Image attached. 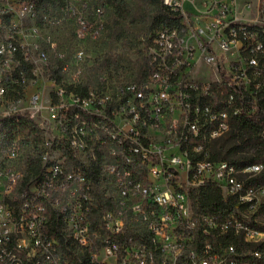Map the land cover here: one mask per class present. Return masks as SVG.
<instances>
[{"label":"built area","instance_id":"2783aa9c","mask_svg":"<svg viewBox=\"0 0 264 264\" xmlns=\"http://www.w3.org/2000/svg\"><path fill=\"white\" fill-rule=\"evenodd\" d=\"M43 1L0 0V101L11 96L21 103L25 97L26 110L39 115L47 108L55 120L46 125L35 119L43 133V177L24 183L22 169H0V264H255L245 256L264 259V220L258 216L264 185L254 182L264 164L238 166L208 152L214 140L234 129L236 118L257 114L264 104V0H245L247 16L236 10L237 0H164L180 21L161 27L149 44L146 78L122 84L117 104L90 92L70 107L52 100L45 107L40 85L27 90L31 79L37 83L43 75L39 61L48 60L40 42ZM58 1L79 37L97 36L104 20L94 25L82 12L95 0ZM94 12L101 17L106 8L97 2ZM203 66L208 79L195 76ZM66 108H81L88 116L81 119L77 112L71 115L74 122L63 121ZM21 110L18 105L0 109V119L31 116ZM160 136H166L164 143L155 144ZM92 140L109 147L112 160L104 175L120 199L104 189L100 203L94 179L84 173L90 164L81 163L80 152ZM59 146H67L80 163L70 166L63 154L53 155ZM19 150L12 143L4 159H16ZM134 156L141 166L133 169L128 163ZM212 184L235 201L226 220L194 210L190 192ZM226 232L243 245L204 240Z\"/></svg>","mask_w":264,"mask_h":264},{"label":"rangeland","instance_id":"374dc122","mask_svg":"<svg viewBox=\"0 0 264 264\" xmlns=\"http://www.w3.org/2000/svg\"><path fill=\"white\" fill-rule=\"evenodd\" d=\"M237 1L236 10L247 16L249 12L245 9V0ZM97 2L98 0L90 1L83 11L81 9L94 25L102 19L104 20L96 37L91 35L79 37L76 34L75 22L66 15L57 0L43 1L48 12H44V5L39 9L40 42L48 52V60L45 64L39 61L38 65L43 75H40V80L37 83L31 79L27 90L30 92L36 85H40L44 90L43 105L45 107H48L50 100L53 103H61L70 107L76 97L83 98L90 92L97 95H107L112 103L117 104L119 87L122 84L137 81V75L147 67V28L154 14L153 10L142 0H128L131 14L129 18H118L113 8L106 9L105 14L98 17L94 12V6ZM185 5L189 6V3ZM51 43H55V46L52 47ZM51 67L61 71L62 84L51 80V74L48 73ZM195 76L200 79H208L210 77L208 68L206 66L201 67ZM34 79L36 80L37 77ZM56 91H60L62 94H56ZM10 97L1 99L0 109H8L18 105L22 109V113L27 112L34 119L44 121L45 124L49 125L55 121L47 108H44L38 115L35 111L25 109L27 106L25 97L21 103L14 102ZM66 109L67 112L61 116L63 121L65 119L69 123L74 122L70 108ZM249 135L250 132L233 129L216 143L212 142L208 147V152L210 155L216 153L220 158L228 160L242 161L251 158L257 155L258 151L257 148L245 144ZM165 139L166 136H160L154 142L160 145L164 143ZM97 147L105 152L106 157V163L103 165L101 173V176L104 177L101 188L108 189L110 195L115 199H120L118 192L114 189L115 185L113 186L104 175L107 173L106 166L110 163L108 162V146L98 145L92 140L87 144L86 149L83 148L80 152L81 163L88 166L91 159H94L93 153H96ZM7 150H3L0 155V169L13 166L18 170L22 169L26 175L28 173L25 166L26 149L20 147V154L14 160L4 159ZM68 150L67 146H59L53 149L52 154L56 156L63 154L61 160H64V158H68ZM258 216L264 220V198Z\"/></svg>","mask_w":264,"mask_h":264},{"label":"trees","instance_id":"16d2710c","mask_svg":"<svg viewBox=\"0 0 264 264\" xmlns=\"http://www.w3.org/2000/svg\"><path fill=\"white\" fill-rule=\"evenodd\" d=\"M56 1V0H51ZM58 1V0H57ZM143 3L147 4L154 12L149 27L147 28V39L146 47L153 41V38L157 31L163 26L173 27L179 24L180 16L178 13L166 5L164 0H142ZM99 4L105 6L106 9L113 8L118 18L126 19L130 17V9L128 0H98ZM44 3L42 4V6ZM41 6V7H42ZM44 12H48L47 6L44 5ZM149 72V58L146 69H143L139 75H137L136 80L142 81L146 78ZM51 74V79L55 80L56 83L62 84V74L58 69H53L51 67L48 71ZM79 112L81 119L88 116V113L81 108H74L72 116ZM238 129L240 131L250 132L248 139L245 144L249 147L257 148V155L251 158H246L242 161L239 160H228L222 159L216 153L210 155L214 160H228L238 166H244L251 163H263L264 164V104L261 105L260 110L257 114L251 116H242L235 119L234 130ZM221 139V138H219ZM219 139L214 140L217 142ZM12 143H17L21 148L26 149L27 154H25V166L28 173H26L25 181L41 178L43 177L44 168L41 162V150L43 143V133L40 131L36 121L29 115L18 114L0 119V155L3 150L11 147ZM126 151H128V146L126 145ZM68 165H78L80 162L75 156L68 150ZM133 156V155H132ZM133 163H128L133 169L140 165L139 159L134 156ZM112 158H108V162ZM105 152L101 151L97 147L95 153V158L91 159V163L88 168L84 169V173L94 179L95 186L97 188L96 195L98 200L104 201V189L101 188V182L104 177L101 176L103 165L106 163ZM142 177H145L147 173L144 169L140 171ZM259 185H264V170L258 175L257 179L254 181ZM190 196L192 199L194 210L197 213L208 214L215 216L218 220H226L229 215L234 211L235 201L231 198L225 199L221 189L216 185H208L201 188L198 192L191 191ZM260 227V226H258ZM261 228H264L261 227ZM219 239H213L211 236H205V241H210L213 244L229 245L231 243L237 244L239 246L243 243L236 238L232 232H226ZM250 259L255 264H264V259Z\"/></svg>","mask_w":264,"mask_h":264}]
</instances>
